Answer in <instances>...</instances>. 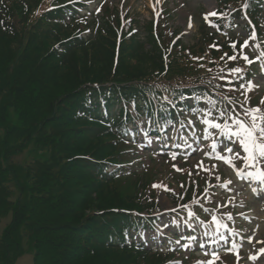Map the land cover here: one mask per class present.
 I'll use <instances>...</instances> for the list:
<instances>
[{"label":"trees","instance_id":"1","mask_svg":"<svg viewBox=\"0 0 264 264\" xmlns=\"http://www.w3.org/2000/svg\"><path fill=\"white\" fill-rule=\"evenodd\" d=\"M26 18V8L22 4L0 0V40L3 41L0 43V94L4 92L0 102V215L8 210L12 212L0 238V264H11L13 254L15 257L21 255L29 245L33 250L32 264H116L115 253L123 256L120 264H146L144 260H151L119 243L121 230L130 217L111 211L117 208L138 209L140 204L136 198L125 195L122 204L111 206L109 203L106 205L109 208L101 207L97 194L115 190L112 186L103 185L101 164L97 162L106 156L105 141L99 139L93 126L80 123L87 119L78 117L81 115L77 113V116L76 110L81 112L85 109L77 88L86 83H99L110 78L117 83L133 79L144 81L150 79L149 75L125 71V79L113 76L115 50L108 29L104 32L97 30L89 42L90 46L65 47L66 52L57 57L50 51L51 42L67 37L75 27L61 24L55 33L38 29L28 32L27 27L19 30L16 23H23ZM92 41L96 45L94 49ZM121 47L130 54L131 60L147 63L153 70L162 69L160 53L149 38L143 42L132 37L129 44ZM77 54L82 55L81 60L76 58ZM87 63L100 65L101 77L75 81L72 89L55 98L54 75H59L61 70H67L73 76L80 75V71L85 73L82 64ZM184 69L186 74L194 75L196 72L195 65L182 64L180 73ZM87 85L81 93L84 94ZM110 94H115V91ZM104 95L107 100L111 96L107 92ZM10 106L15 108L20 126L9 119ZM40 132L43 136L37 144L51 150L47 164L26 171L28 178L33 173L30 182L18 175L11 156ZM99 140V145L95 146L94 141ZM78 141L91 147L83 148L85 152L79 153L81 150L74 147ZM87 155L95 161L77 158ZM59 163L64 165L63 171L51 172L49 165ZM67 171L79 179L67 181ZM9 172L13 173L14 180L10 187L4 185ZM82 186L88 190V195L74 206L76 200L73 197ZM8 205L10 209L6 207ZM23 234L30 237L26 246L21 243Z\"/></svg>","mask_w":264,"mask_h":264},{"label":"rangeland","instance_id":"2","mask_svg":"<svg viewBox=\"0 0 264 264\" xmlns=\"http://www.w3.org/2000/svg\"><path fill=\"white\" fill-rule=\"evenodd\" d=\"M100 2V3H99ZM44 3V2H43ZM42 3V5H43ZM87 5L89 6L88 13L95 14L96 12H99L100 21H113L114 15L116 14V11L112 13L111 11L114 10V8L117 9V12L123 16L126 13H130V15L134 18L135 25L139 28L141 31V35L143 36L145 34V31L147 29V25L150 22V19L153 21L155 16H157L158 20L157 24L155 26V29L157 32L161 31V35L163 38V43L170 40L172 33L169 30L170 28H179L181 31L184 32L186 39L194 40V35L196 34L197 30V24L199 22L200 18V12L204 8L205 10H209L212 7H214L215 0H87ZM44 6V5H43ZM42 6V7H43ZM98 7V8H97ZM110 7V11L107 9ZM203 7V8H201ZM189 23H191V27H189ZM169 28H168V27ZM146 27V29H144ZM165 29V30H164ZM171 29V30H172ZM164 30V31H162ZM168 34V35H167ZM3 41L0 40V43ZM76 58H79V60L82 59V55L76 56ZM115 64L112 66L113 72L116 79H125L124 73L125 71L130 72L129 74L135 73V74H148L149 78H155L156 74L155 71L146 63H138L134 60L129 59L127 56L120 55L115 57V60H113ZM120 61V62H119ZM82 70H85V73L83 71H80V75L73 76L70 74L67 70H61L59 71V75H54L55 82L53 83V90H54V96L55 98L57 96H61L64 92H67L68 90L72 89V85L75 81H83V80H91V78L95 77V80L100 78L101 74L99 73L100 65L95 63H87V65L82 64L81 66ZM127 72V73H128ZM159 74V73H158ZM160 78H164L166 74H159ZM145 81H149V79H145ZM253 91H257L258 93H261L260 90L257 88L253 89L252 91L248 92L251 93ZM58 92V93H57ZM4 92L0 94V102L2 100V97ZM15 108L9 107L8 108V117L12 122L16 125L20 126V123L18 118L15 114ZM46 115V114H44ZM45 120V118H44ZM43 120V122H44ZM11 122V123H12ZM1 132V129H0ZM45 135V134H44ZM43 136V133L40 132L37 134L36 138L32 139L31 141L23 144L21 146L22 148L17 152L16 154L11 156V163L15 164L16 170L18 169V175L22 177L23 179H28V181L32 182L33 179V173L31 174L30 178H28L26 171L31 170L35 166L47 164L48 158H49V150H51L49 147L43 148L39 144H37L38 139ZM65 141L64 143H66ZM99 141H94V145H99ZM93 146V145H92ZM75 150H81L79 153L85 152L83 148H88L91 146H88L85 143H82L78 141L77 144H74ZM206 147V146H204ZM205 152V148H201ZM145 154H148L145 153ZM198 158V157H197ZM195 160V159H194ZM197 160V159H196ZM151 160L149 158L145 159L146 163H150ZM39 163V164H37ZM58 165V166H57ZM151 165H154L149 169L147 179L145 175L143 176V182L142 184H148L153 176H155V180H159L163 178V180H167L171 183L170 186L173 187V190L171 191H161L160 193L157 192V200L160 212L162 213L159 215L161 218V221L159 225L170 223V218L168 217L166 211L168 210H175L178 206V200L176 198L177 192L180 188H184L188 181H190L193 178V175L190 173L187 174H172L170 173L169 166L166 164L165 159L155 157L154 161L151 162ZM53 166V167H52ZM50 167L51 172H55V170L60 169L63 171V164L59 163L56 165H52ZM202 166H206V164L203 162ZM212 166V165H211ZM67 173V181H71V179H79L78 176H72L68 171ZM13 173L9 172L6 174L5 179V186L10 187V184H13L14 180L12 179ZM75 177V178H74ZM175 180V182L172 181V179ZM137 183H140L138 186ZM151 184V183H150ZM149 184V185H150ZM14 185V184H13ZM14 186H11L13 188ZM148 187L145 189H141V182L138 179H128L126 181H120L116 183L115 186H113V189L115 190H107L102 191L98 193L97 195L100 197V203L102 204V208H109V206H106L107 204L111 203V206L113 204H122L123 199L126 196H132L134 198L140 197L141 194H145ZM79 192L75 197H73L76 202L74 203V206H77L80 201H82L87 195L88 190L84 188L83 186L79 188ZM238 190H242L243 187H237ZM17 188L15 189V194ZM70 191V189L68 190ZM156 193V191H155ZM122 195V196H120ZM234 195H237V192H234ZM215 197L218 198V200L224 201L227 199L228 195L224 194V191L218 190ZM248 198V197H247ZM253 199V198H250ZM248 198V200L250 201ZM256 202H258L256 200ZM126 205V203H125ZM73 206V207H74ZM8 209L11 208V206H6ZM70 207V208H73ZM255 212H258V208L254 207ZM12 216L11 210H8L5 214L0 215V238L2 237V232L4 230V227L10 222ZM182 223L177 224V227L182 226ZM261 230V227H260ZM264 230V229H263ZM264 232V231H263ZM221 233H219L220 235ZM29 235H24L21 238L22 245L26 246L27 243L30 241ZM33 250H31V247L29 245V248L27 247V250H24L21 255H18L17 257L12 258L11 264H31L32 262V253ZM15 253V252H14ZM114 262L116 264H120L123 262L122 255L121 254H113ZM101 260V259H100ZM146 264H150V262L144 261Z\"/></svg>","mask_w":264,"mask_h":264},{"label":"snow or ice","instance_id":"3","mask_svg":"<svg viewBox=\"0 0 264 264\" xmlns=\"http://www.w3.org/2000/svg\"><path fill=\"white\" fill-rule=\"evenodd\" d=\"M245 7H247V4ZM207 15L218 16L223 14H218L216 11H212L211 13L206 14V18ZM189 27H191V23H189ZM251 39H255V34L251 36ZM247 45L248 41L245 40L244 46ZM231 46L235 48V44ZM213 47H215V45H213ZM242 58L248 63H252V61H250L246 55ZM229 59L236 60L237 57L232 56L229 57ZM262 71H264V69H262ZM241 72L242 69L239 67L232 69V74L237 75L238 78H240L238 74ZM254 87L256 86L251 81H246L240 85V88H246V91L249 92L252 91ZM233 90L238 91L239 89ZM245 102H247V96H245ZM261 103L264 104V99L261 100ZM213 107H215V105H213ZM204 115L205 119L203 120V124L209 125L211 128L219 130L218 135L223 133L229 134L232 138H234L237 147L242 149L243 153L245 154L243 157H240L238 152L235 153V155L230 156L220 155L219 152H217V143L213 142L212 150L213 152H217L216 159L221 160L233 167H235V165L232 163L234 159H243L245 168L254 170L248 172L247 175L259 181L261 184H264V167H261V165L264 164V110H261L259 107H244V105L241 104V111L239 113L236 112L235 109L226 107L223 110H219L216 116L212 115L211 109H209L207 113H204ZM221 151H226L227 153L232 154L233 148L224 145L221 148ZM173 159H175V155H173ZM202 165L203 162L201 161L200 166ZM173 167L176 168L175 165H173ZM212 167L214 168L216 166L213 165ZM176 170L181 171L179 168H176ZM237 175L243 178V170H237ZM217 179H219V177H217ZM227 183L230 184L231 181H228ZM153 187H163L165 191H170L164 185H153ZM253 192L259 194L256 188H253ZM182 207L187 208L188 205H182ZM187 214L189 217L194 216V212L191 210H189ZM213 222L216 223L217 230L221 227H225L217 222L215 217H213ZM220 238L224 239L222 235ZM176 243L179 244L180 241H176ZM202 246L203 245H201V247ZM183 247L187 248L189 246L183 245ZM237 248L238 245L235 242H232L228 251H235ZM260 251L261 254H264V249H261ZM236 254L238 256V251H236ZM205 255H210L212 259L208 261H200L198 264H215V261L219 259L218 253L216 251L205 252ZM250 258L253 260L257 259L256 256H252ZM176 264H179V262H176Z\"/></svg>","mask_w":264,"mask_h":264}]
</instances>
